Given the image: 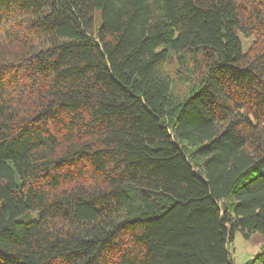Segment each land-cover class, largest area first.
Here are the masks:
<instances>
[{"label": "trees", "instance_id": "1", "mask_svg": "<svg viewBox=\"0 0 264 264\" xmlns=\"http://www.w3.org/2000/svg\"><path fill=\"white\" fill-rule=\"evenodd\" d=\"M235 231L264 239V0H0V264H233Z\"/></svg>", "mask_w": 264, "mask_h": 264}, {"label": "rangeland", "instance_id": "2", "mask_svg": "<svg viewBox=\"0 0 264 264\" xmlns=\"http://www.w3.org/2000/svg\"><path fill=\"white\" fill-rule=\"evenodd\" d=\"M256 40L254 37L244 38L240 36L243 50L248 46L253 47L251 49L256 48L258 46V43H255ZM263 245L264 239L259 233H255L246 239L239 231H235L233 241L229 246V254L233 264H243L248 258L254 257Z\"/></svg>", "mask_w": 264, "mask_h": 264}]
</instances>
